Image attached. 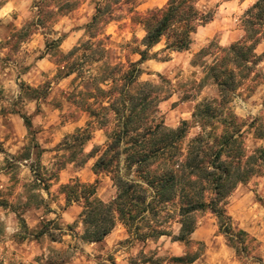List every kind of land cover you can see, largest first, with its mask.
Listing matches in <instances>:
<instances>
[{
    "label": "trees",
    "instance_id": "16d2710c",
    "mask_svg": "<svg viewBox=\"0 0 264 264\" xmlns=\"http://www.w3.org/2000/svg\"><path fill=\"white\" fill-rule=\"evenodd\" d=\"M201 1L168 0L162 8L141 14L138 12L140 0H94V14L83 26L88 39L66 54L57 52L56 78L75 75L73 82H82L71 97L72 103L87 114L88 121L85 128L77 129L61 143L64 154L57 156L56 171L60 172L68 164H84L95 159L92 171L97 178L93 183L76 178L60 186L66 207L82 206L83 241L102 242L118 222L137 240L160 238L168 235L166 230L153 228L150 233H140L146 215L164 213L165 218L180 224L176 240L189 245L197 225L195 214L209 211L237 253L245 243L247 234L233 227L227 200L238 185L264 171V147L252 153L247 151L246 124L227 105L258 61L254 51L264 34V0H258L247 10L242 20L244 36L239 41L228 47L211 42L196 54L193 65L203 67L204 77L200 82L183 86L191 85L199 90L211 84L217 88L218 98L196 106L192 124L201 131L188 144H184L189 129L186 121L174 129L157 118L160 103L176 92L172 84L161 76L158 84L140 81L144 73L142 64L156 59L157 54L152 51L163 39L164 52L188 51L192 35L213 20L210 13L201 9ZM79 4V0H35L34 16L14 32L15 43L27 40L53 23L56 16L71 13ZM125 19L142 26L145 36L140 41L135 39L138 45L132 48V54L138 59L127 58L123 63L110 49L111 36L105 30L111 23ZM58 44L59 40L51 41L47 51L58 50ZM26 89L30 100L38 99L39 89ZM187 99L189 96L181 98ZM23 119L30 129V118L23 115ZM259 122L253 120L249 128ZM208 126L213 127L211 131H207ZM95 128L104 132L106 143L84 155V147L91 141ZM256 138L262 139L264 135L258 134ZM43 152L38 151L39 158ZM0 153H5L1 147ZM29 158V153L13 157L19 161ZM32 171L34 184L48 191L50 176ZM101 175L108 177L115 188V195L108 202L97 194ZM42 202L40 195L32 194L26 205ZM0 206L12 208L14 205L0 199ZM169 207H173V212ZM175 260H188L190 264L195 257Z\"/></svg>",
    "mask_w": 264,
    "mask_h": 264
},
{
    "label": "rangeland",
    "instance_id": "374dc122",
    "mask_svg": "<svg viewBox=\"0 0 264 264\" xmlns=\"http://www.w3.org/2000/svg\"><path fill=\"white\" fill-rule=\"evenodd\" d=\"M34 1L25 5L31 18L24 17L23 10H17L11 13L10 21H0V147L5 152L0 153L3 157L0 160V177H3L0 179V185H3L0 187V199L8 200L14 205L12 208L0 206V243L7 244L11 241L14 249L10 257L4 255L0 259V264H4L5 260L8 264H189L188 260H175L185 256L190 259L195 257L190 264H264V171L251 177L245 184L238 185L227 200V212L233 220V227L247 234L239 253L229 245L227 238L219 230L216 217L209 211L195 214L197 225L190 236L189 245L176 240L180 224L172 218H165L164 213L146 215L147 220L142 223L140 233H150L153 228L166 230L168 235L160 238L153 236L145 242L137 240L118 222L100 243H89L81 239L82 206L73 204L66 207L60 186L76 178L84 183H93L97 177L92 172V158L84 164H68L60 172L56 171L55 164L59 162L57 156L64 154L61 143L77 129L85 128L88 116L72 103L71 95L75 89L81 88L82 82H73L75 75L56 78L55 60L57 52L64 53L61 46L70 42L74 33L84 32V24L94 14V0H79L80 4L74 11L56 16L53 23H48V27L16 44L13 34L33 18ZM140 2L138 12L141 14L161 8L155 6L152 0ZM225 2L226 0L200 2L201 9L212 15L213 28L217 30L213 38L202 47L192 45L180 55L172 54L163 51V39L152 51L157 54L156 59L142 64L144 73L140 77L141 82L158 84L161 76L175 88L176 92L160 103L157 118L174 129L186 121L189 129L185 145L201 131L200 127L192 124L196 106L218 98L217 88L211 84H206L199 90L191 88V85L183 86L192 81L200 82L204 77L203 67L193 65L195 56L211 42L221 46L219 42L223 35L230 33V38L234 36V42L239 41L244 36L240 35L241 31L244 33L242 20L254 4H249L243 10V15L237 17V12L233 9H239L244 0H239V3L232 0L230 5ZM4 3L7 0H0V7ZM237 19L238 22L234 23ZM81 20L86 22L81 24ZM57 25L60 26L59 29ZM110 25H113L112 29L109 31L108 26L105 33L111 36L109 47L113 54L123 63L127 58L137 60L138 56L132 54V48L138 45L135 39L140 41L145 36L138 35L140 32L145 33L142 26L133 25L129 19ZM197 38L196 34L192 35L194 43L203 41ZM53 40H59L58 50L49 52L46 46ZM84 40L83 36L80 37L71 49ZM254 54L258 61L253 66V73L242 81L227 105L246 124L245 146L249 153L264 147V138H256L258 134L264 135V34ZM208 59L210 61L211 57ZM142 77L149 79H141ZM65 81L67 83L61 86ZM27 87L39 89L36 95L38 99H29ZM183 96H189V99L181 100ZM161 105L164 107L161 108ZM23 115L30 118V129L27 128ZM255 119L260 122L249 128V124ZM212 128L208 126L207 131ZM91 138L92 150L96 146L104 147L106 137L103 131L95 128ZM36 144L38 147H34ZM40 150L44 152L39 158L37 154ZM92 150L84 152V155H89ZM22 153L30 154L28 161L13 159ZM33 169L44 177L50 176L52 180L48 182V191L43 186L37 187L34 184ZM100 181L97 194L108 202L114 197L115 188L104 175L100 176ZM32 194L40 195L43 202L27 206ZM168 210L173 212L174 209L169 207ZM7 252L6 247L5 253ZM29 256L31 259H28Z\"/></svg>",
    "mask_w": 264,
    "mask_h": 264
},
{
    "label": "clouds",
    "instance_id": "9594fccd",
    "mask_svg": "<svg viewBox=\"0 0 264 264\" xmlns=\"http://www.w3.org/2000/svg\"><path fill=\"white\" fill-rule=\"evenodd\" d=\"M153 4L157 7H163L165 4L168 3V0H152ZM235 3H239V0H234ZM255 3V0H244V4L239 8L236 9L234 8L233 10L237 12V17L243 15V10L246 9L249 4ZM27 4H32V0H18V7H17V0H7V3H4L2 7H0V21H4L5 23L10 21L12 19L11 13L17 10H23V16L27 18H31V13L27 11V7L25 5ZM86 21L81 20L79 23H85ZM237 21H234V23H237ZM57 29L60 28L59 25L56 26ZM113 25H109V31L112 29ZM145 33L140 32L138 35L143 37ZM240 35H244L243 31L240 32ZM84 37L85 40L88 39V37L84 36V32L80 31L77 33H74V38L70 40V42H66L64 45L61 46L62 51L66 54L72 47L73 44L76 43V40H78L80 37ZM221 43H225V41H221ZM138 58V57H137ZM71 79V78H69ZM141 79H149V77H142ZM67 81L63 82V84H66ZM159 83V81H157ZM101 87H105L104 85H101ZM164 105H161V108H163ZM255 115V113H253ZM70 129H65V131H69ZM93 147V142H89L85 147H84V152H90ZM3 157L0 156V160H2ZM211 171V169H209ZM0 179H3V177H0ZM0 187H3V185H0ZM52 207H56L55 205H52ZM8 248V252L5 253V248ZM14 249L12 248L11 241H8L7 244L0 243V259L4 257V255H8L9 257L11 256V253ZM36 253H33L35 255ZM28 259H31V256L28 257ZM4 264H8V261L5 260Z\"/></svg>",
    "mask_w": 264,
    "mask_h": 264
},
{
    "label": "crops",
    "instance_id": "0c3cea01",
    "mask_svg": "<svg viewBox=\"0 0 264 264\" xmlns=\"http://www.w3.org/2000/svg\"><path fill=\"white\" fill-rule=\"evenodd\" d=\"M232 2V0H229V1H226L225 3H227V5H230V3ZM213 23L214 21H211L210 23L206 24L205 26H202V27H199L198 30L196 31V34L197 35V39H200V40H203L201 43L199 42H196L195 43L193 42L192 40V43H191V46L192 45H195V47H202L204 45V43H207L210 39L213 38V36L215 35V33L217 32V30L215 28H213ZM193 34V35H194ZM230 33L227 34V35H223V39L221 41H225V43H221V41L219 42V45L223 46V47H226V45H230L234 42V36H232L230 38ZM230 38V40H228ZM194 39V38H193ZM196 39V38H195ZM198 41V40H197ZM190 49V48H189ZM192 49V48H191ZM194 49V48H193ZM196 49V48H195ZM185 52V51H184ZM197 52V49L194 50V53ZM178 54L180 55L182 52L178 53V52H172V54ZM94 159V158H92ZM95 161V159H94ZM93 172V171H92ZM94 174V173H93ZM62 183V182H61ZM63 185V184H62ZM223 250V249H222ZM226 250V249H225Z\"/></svg>",
    "mask_w": 264,
    "mask_h": 264
}]
</instances>
